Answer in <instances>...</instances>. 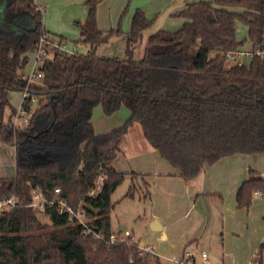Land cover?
<instances>
[{
  "label": "trees",
  "instance_id": "16d2710c",
  "mask_svg": "<svg viewBox=\"0 0 264 264\" xmlns=\"http://www.w3.org/2000/svg\"><path fill=\"white\" fill-rule=\"evenodd\" d=\"M102 1L84 0L86 17L76 23L77 43L88 51L56 53L41 66L37 84L28 82L23 70L45 31L44 12L33 0H0V144L13 146L15 168L13 177L0 178V200H17L15 208L0 213V264H160L157 256H139L136 244L110 245L84 235L56 206L43 210L51 225L29 206L33 188L47 199L59 188L73 210L83 204L90 224L106 239L122 233L112 231L111 195L125 176L138 174L110 165L136 124L150 148L186 182L225 157L264 155V0L187 4L173 14L185 19L182 27L149 36L140 59H134L131 46L152 20L139 10L126 34L125 59L97 54L123 34L120 21L115 29L98 28ZM237 22L246 27L251 45L247 65H227L243 45ZM24 90L28 118L16 127L11 121L16 110L6 94ZM96 105L107 116L124 106L130 116L98 135L91 124ZM100 168L105 170L101 190L87 198ZM133 192L130 187L126 196ZM253 194L264 196V180L250 170L237 190V208H249ZM255 262L260 264L259 255Z\"/></svg>",
  "mask_w": 264,
  "mask_h": 264
},
{
  "label": "crops",
  "instance_id": "0c3cea01",
  "mask_svg": "<svg viewBox=\"0 0 264 264\" xmlns=\"http://www.w3.org/2000/svg\"><path fill=\"white\" fill-rule=\"evenodd\" d=\"M33 1L45 7L43 28L47 33L63 40L79 36L76 23L82 22L86 17L84 0ZM198 1L103 0L97 6V26L106 31L115 29L120 21L122 33L126 35L137 10L143 12L148 20H153L156 14L162 13L168 23L165 24L167 27H160L161 24L158 25L155 21L142 33L141 40L147 41L157 31L179 30L185 19L174 17L173 14L185 9L187 4ZM79 39L80 37L77 42ZM250 50H242L241 47L239 52ZM242 59L245 57L239 56V60ZM9 93L11 92L6 96L17 111L19 104H12ZM8 117L9 112L5 119ZM140 144L139 149L131 152L120 149L118 158L110 168L116 172L138 174L137 177L127 175L125 178L130 182L140 179L146 187L150 220H156L160 226V230L155 232V251L158 257L179 258L185 252H197L199 249L200 252L207 253V261L211 264H248L258 255L259 263L264 264V196L253 194L251 206L246 209H238L236 205L237 190L249 177V171L256 172V176L264 174L261 167V157L264 155L225 157L214 165L205 167L196 179L186 182L145 140ZM13 176L14 174L0 178ZM49 220L47 217V221ZM122 227L124 229L120 231ZM125 229L124 225L118 230L112 227L113 232H125ZM147 231H144L147 237L154 238ZM146 240L140 242L148 244L149 241ZM196 258H199V254Z\"/></svg>",
  "mask_w": 264,
  "mask_h": 264
},
{
  "label": "rangeland",
  "instance_id": "374dc122",
  "mask_svg": "<svg viewBox=\"0 0 264 264\" xmlns=\"http://www.w3.org/2000/svg\"><path fill=\"white\" fill-rule=\"evenodd\" d=\"M189 1H198V0H189ZM203 1H212V0H203ZM156 4V3H155ZM154 4V6H155ZM151 6V5H149ZM160 9L158 10V12ZM44 14V13H43ZM156 18L152 20V25L156 21L161 24L160 27H167L168 25L166 20L162 17V13L156 14ZM1 29V27H0ZM236 37L238 40L243 41L242 50H248L251 48L250 42L247 38V29L246 27L240 23H236ZM79 36L68 37L66 41L67 49L73 50L75 53H85L88 51V48L78 44ZM146 40H140L135 45L131 46V51L133 52L134 59H140L142 56L143 48L146 45ZM127 46L126 35L122 34L120 36H115L109 40V42L103 46H100L97 49V54L99 56L104 57H113L117 59H125V51ZM212 55V54H211ZM243 65H247L248 61L245 59L241 60ZM35 57L31 53L29 54L28 63L26 64L23 75L24 77H30L32 74V70L34 69ZM232 62L229 60L227 65H231ZM33 83L39 84L40 80L32 81ZM12 99V104L17 106L21 104L22 94L21 92H11L9 93ZM18 107V108H19ZM35 104H33V107ZM17 112V111H16ZM20 116V115H19ZM130 112L129 110L122 106L119 110L113 113L110 116L104 114L101 105L94 106L92 110L91 116V124L93 127V131L95 134H105L109 131L122 126L126 120L129 118ZM19 118V117H18ZM17 118V122H15L12 118V124L16 127H23L26 125V120L28 118L27 115H24L23 118ZM143 136L141 129L138 124L134 125L133 129L129 130L128 135L123 138V141L119 144V148L126 152H131L135 149L140 148V143L143 141ZM4 146V147H3ZM261 167L264 169V156L261 157ZM14 149L8 145L0 144V176H12L14 174ZM261 171V170H260ZM264 170H262L263 172ZM7 179H9L7 177ZM130 187H134L133 197L126 196ZM147 190L144 184L140 179H134L133 182H130L128 178H125L124 181L115 189V191L111 195V200L114 203V207L110 213V221L114 230H118L120 226H125V234L129 235L132 240L142 246L153 245L155 248L156 245V234L153 231H147L150 229V224L154 220H150V208L147 204ZM38 219L48 225H51V221H47V217H44L42 214H37ZM147 231L149 236H154V238H148L146 235ZM124 234V235H125ZM148 240V244H142L140 241ZM146 240V241H147ZM156 249V248H155ZM154 249V250H155ZM194 251V249H192ZM196 251V250H195ZM193 252L196 256L200 253L198 249L197 252ZM156 253V251H155ZM186 253V252H185ZM256 253V252H255ZM157 254V253H156ZM158 255V254H157ZM182 257L179 258H168V256L162 257L159 256L160 264H189L186 263V259L182 260L181 263H178ZM202 263L201 259L196 258L195 264ZM209 264H211L209 262Z\"/></svg>",
  "mask_w": 264,
  "mask_h": 264
},
{
  "label": "built area",
  "instance_id": "2783aa9c",
  "mask_svg": "<svg viewBox=\"0 0 264 264\" xmlns=\"http://www.w3.org/2000/svg\"><path fill=\"white\" fill-rule=\"evenodd\" d=\"M39 10L44 12L45 7L42 5H39ZM66 41L57 37H54L44 31L37 42L36 49L32 53L35 57V64L34 69L32 70V74L30 77H27L28 82H32L35 80H41L42 73L40 71L41 66L46 62L50 61L54 58L56 53H59L61 55H73L75 52L73 50H68ZM256 55H261L260 52H255ZM239 56L245 57L246 60H250L252 53L250 51L246 52H239L234 55H229V59L233 61L237 65H242V61L239 60ZM26 78V77H25ZM28 96V93L26 90L22 92V101L20 104V107L17 109L15 119L14 121L17 122V118H23L24 117V111L22 107V103L24 99ZM20 115V116H19ZM18 118V119H19ZM26 123V122H25ZM104 168H100L99 175L95 179L93 183V187L88 191L86 197L90 199H94L97 194L101 190L102 182L105 178L104 176ZM260 178L264 180V174L260 175ZM48 205L49 207L56 206L58 209V214H67L69 220L74 225H78L82 229V233L84 235H91L94 240L97 242H107L108 244H127L132 245L136 244L138 249V255L142 257H150V256H157L155 253V248L153 245H146L142 246L137 243H135L132 238L125 234L124 232L120 234H111L108 239L104 237L102 232L97 231L94 229V227L90 224V220L86 214L85 209H83V204H80V207L77 210H73L61 197V191L59 188H54L53 192L50 194V197L47 199L44 197L43 193L37 189L33 188L31 190L30 195V204L29 206L33 208V210L36 212V214H42L45 206ZM17 206V200L14 197H10L7 199L0 200V213L9 211ZM45 216V215H44ZM48 217V216H47ZM49 218V217H48ZM125 234V235H124ZM159 258V257H158ZM199 258L202 260V263L200 264H209L207 261V253L202 251L199 253ZM186 259V263L189 264H195L196 255L193 252H186L182 259L178 262L181 263L182 260ZM131 262V260H130ZM248 264H257L255 262V258L251 260Z\"/></svg>",
  "mask_w": 264,
  "mask_h": 264
},
{
  "label": "water",
  "instance_id": "95a60500",
  "mask_svg": "<svg viewBox=\"0 0 264 264\" xmlns=\"http://www.w3.org/2000/svg\"><path fill=\"white\" fill-rule=\"evenodd\" d=\"M123 227L120 229V231H123ZM150 230L155 232V231H159L160 230V226L158 224V222L156 220H154L151 224H150Z\"/></svg>",
  "mask_w": 264,
  "mask_h": 264
}]
</instances>
